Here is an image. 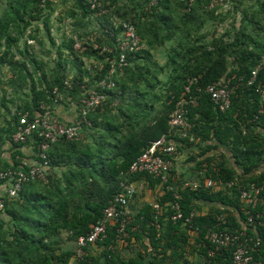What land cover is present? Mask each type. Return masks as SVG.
<instances>
[{"label": "trees", "instance_id": "1", "mask_svg": "<svg viewBox=\"0 0 264 264\" xmlns=\"http://www.w3.org/2000/svg\"><path fill=\"white\" fill-rule=\"evenodd\" d=\"M99 1L101 8L91 10L84 0H75L72 15L79 26L74 34L87 38L92 32L93 36L87 39L84 52L75 50L72 39L65 40L58 51L57 64L50 69L28 48L20 51L21 58L15 53V46L33 26L41 22L47 25L41 0L0 2V45L3 41L6 45L0 53V83L2 68H8L12 74L8 86L14 93L9 100L6 88L0 94V170H26L21 160L30 158L27 149L38 161L43 143L49 144L47 156L52 168L46 181L29 179L16 197H4L0 264H70L77 239L86 236L103 219L111 200L122 192V184L135 185L134 201L139 192L136 183H144L152 190L161 187V191L155 193L154 202L143 203L137 209L134 203L130 204L138 211L132 213L127 237L122 241H118L117 228L108 227L107 237L96 244L103 249L100 256L105 264L116 260L121 264H170L173 255L166 252L173 247L172 233L183 227L182 222L170 220L173 211L167 206L174 201V194L179 196L184 216L198 213L192 219L193 227L183 228L198 229L204 264L232 263L230 250L210 258L214 247L204 240L207 228L214 227L219 216L227 219L228 225L222 228L241 231L246 227L248 234L261 242L254 260H264V206L252 209L240 199L238 189V185L245 189L253 184L264 185V0H230L228 12L210 9L211 0H193L191 7L178 0ZM101 9L108 13L102 14ZM129 20L136 26L144 48L128 55V65L114 75L116 88L107 91L102 108L88 112L90 125L83 126L82 136L51 143L35 133L27 143H14L12 136L21 114L34 117L48 113L57 117L55 107L68 104L79 114L80 102L85 98L81 87H93L108 74L106 59L110 54L103 49H115L122 33L121 22ZM216 21L229 22V26L221 32H203L207 23ZM29 40L36 39L26 41ZM94 44L102 48L101 55ZM163 49L162 64L153 53ZM116 53L115 50L113 56ZM87 60L103 63L105 68L88 70ZM259 66L262 68L256 80L249 84L252 72ZM222 78L228 80L230 88L236 87L231 107L224 113L206 92L209 85ZM190 80L196 81L190 85ZM66 81L72 88L65 86ZM189 85L191 91L186 94ZM55 88L64 94V100L57 105ZM189 97L196 98V104L187 105L186 118L192 129L187 138L175 141L178 151L188 152L189 162H196L191 170L199 188L183 189L185 180H176L174 167L169 182L163 186L160 179L148 173L129 174L132 164L154 141L162 137L173 139L169 116L177 101ZM8 105H16V111L11 113ZM194 148L199 152L191 154ZM4 153L10 158H4ZM206 179L213 180L214 185L207 188ZM228 182L236 185L229 191L224 186ZM155 203L161 205V215L153 209ZM203 209H207L205 214ZM248 212L254 215L253 226H248ZM66 240L72 246H65ZM120 243L128 250L142 245L146 257L152 260L141 254L122 259ZM92 248L85 249V259L99 264L100 257L93 256ZM159 248L162 256L154 255Z\"/></svg>", "mask_w": 264, "mask_h": 264}, {"label": "built area", "instance_id": "2", "mask_svg": "<svg viewBox=\"0 0 264 264\" xmlns=\"http://www.w3.org/2000/svg\"><path fill=\"white\" fill-rule=\"evenodd\" d=\"M56 0H41V6L45 9L47 5ZM186 3L189 7L192 6L193 0H178ZM84 3L90 6L91 10L101 8L99 0H84ZM157 2L154 1L155 5ZM210 9H218L223 12L231 10L230 0H211L209 5ZM189 10V9H188ZM102 14H107V10H102ZM122 33L119 37L118 43L114 48H104L110 54L106 59L108 63V74L104 79L96 82L95 86H82L81 88L85 92V98L80 102V108L78 115L72 123H65L56 116H50L48 113L42 115L37 113L34 117H30L29 113H24L19 116V123L16 127V131L12 136L14 143H27L30 137H33L35 133H38L39 137H43L46 141L54 143L61 138L66 140H78L82 136L83 126L85 124L90 125L87 120L88 112L95 111L98 108H102L108 98L107 91L116 88V82L114 81V75L117 72L122 71L128 65V55L131 53H137L144 48V44L137 33L134 23L129 21L121 22ZM93 36V33H89L87 38L74 35L72 40L74 41V48L76 51L84 52L88 48L87 39ZM95 50H101L102 48L98 44H94ZM115 50L118 52L115 56ZM88 70L105 68L102 63H96L93 60H87ZM261 66L256 68L252 72V77L249 84H252L258 75V71L261 70ZM196 80H190L191 85ZM190 85L186 86L185 92L189 94L191 89ZM65 86L72 88L69 81L65 82ZM235 88L229 87V82L226 78H222L219 81L209 85L206 88L207 94H209L211 101L218 107V109L224 113L231 107L232 95L235 92ZM54 103L57 105L64 100V94L55 88L53 91ZM196 104V98H182L175 104V108L169 116V125L171 127V135L173 139L162 137L157 141H154L152 145L139 156L132 164L129 174L133 173H148L155 178L160 179L161 185H165L169 182L170 173L174 167L178 151V143L175 138L185 139L192 129V125L186 118L188 113L187 105ZM55 105V106H56ZM264 106V99H263ZM42 110H45V105L42 106ZM49 149L48 143H43L39 147L40 153L37 155L38 161L32 157L21 160V165L26 170H19L18 172H12L10 170H0V181L3 182L4 193L0 195V214L5 208L4 197H16L22 188L23 183L29 179L46 181L47 177L51 174V162L47 156ZM34 154V153H32ZM16 175V177H14ZM14 183L12 181L14 180ZM7 183H11L8 187ZM207 188L214 185L213 180L206 179L204 182ZM122 192L115 195L111 200L110 205L104 210L103 219L95 224L90 232L86 236L79 237L77 239V248L74 256L72 257L70 264H91V261L86 260L88 246H96L99 241L104 240L107 237V230L109 226H115L118 241H122L127 237L126 227L132 221V213L130 212V204L135 197L136 189L134 185L122 184ZM199 183L187 184L185 187H190L193 190L199 188ZM224 186L229 191L236 185L233 182L225 183ZM173 190V188H170ZM240 190V199L246 202L252 209L260 206H264V185L257 186L251 185L248 189L238 185ZM179 196L174 194V201L168 204L167 207L173 211L170 216V220L174 223L182 222L183 226L193 227L192 219L198 216V213L193 211L190 216H184L180 205L178 203ZM153 209L158 215H161L162 207L158 203L153 205ZM248 226L254 225V215L248 212ZM256 216V215H255ZM256 217H259L257 214ZM228 225L225 216H219L217 224L214 227L207 228L204 235V240L214 247L213 251L209 252V257L222 256V251H231L232 259L231 264H264V260H254V253H258L260 250L261 242L254 240V237L248 234L245 227L241 231H230L229 227L222 226ZM198 233V229L193 230ZM112 247V246H111ZM109 248L112 249V248ZM111 251V250H110ZM86 260V261H85ZM229 264V263H228Z\"/></svg>", "mask_w": 264, "mask_h": 264}, {"label": "rangeland", "instance_id": "3", "mask_svg": "<svg viewBox=\"0 0 264 264\" xmlns=\"http://www.w3.org/2000/svg\"><path fill=\"white\" fill-rule=\"evenodd\" d=\"M2 0H0L1 2ZM76 6L75 0H56L47 5L46 10L44 11L45 21H47V25L45 23H35L37 24L35 27L33 26L27 33L26 36L19 40L17 45L15 46L18 49H15V53L18 58H21L22 51L25 48H28L31 54L37 55V60L43 61L47 68H53L59 59L58 51L61 48L60 45H63L65 40L72 39L74 37V30L77 28V18H74L72 15V11H74ZM3 5L0 3V10H2ZM94 22H96L94 20ZM79 26V25H78ZM94 24L90 27L93 28ZM229 26V22L221 23V22H212L207 23L205 25L204 33L207 31H215L221 32L224 28ZM79 28V27H78ZM90 28L89 31L92 29ZM36 39L31 41H26L27 39ZM39 43V44H38ZM6 45L4 41L0 45V53L4 51ZM20 49V50H19ZM61 50V49H60ZM61 52V51H60ZM163 51L154 52V58L158 59L160 63H164L165 54ZM3 71V82L0 83V94H3L2 88H6L7 91V100L13 98V94L10 91L8 86V82L11 79L12 74L9 69L2 68ZM164 76H160V79L164 80ZM37 79V76L36 78ZM11 93V94H10ZM1 96V95H0ZM6 96V95H5ZM70 108L71 105H65ZM10 112L16 111V105H8ZM66 237V236H65ZM72 246V243L66 240L65 246Z\"/></svg>", "mask_w": 264, "mask_h": 264}, {"label": "crops", "instance_id": "4", "mask_svg": "<svg viewBox=\"0 0 264 264\" xmlns=\"http://www.w3.org/2000/svg\"><path fill=\"white\" fill-rule=\"evenodd\" d=\"M29 41L32 42L33 40H29ZM60 46L62 47L63 45H60ZM5 69L8 70V68H5ZM55 111H56L57 117H59L60 120H62L65 123H68V124L72 123L77 116V114L75 112V108L73 106H71L70 108L66 107L65 105L56 106ZM220 150L226 152L225 148H223V149L221 148ZM26 152H28L27 156L33 157L32 156L33 154H32V151L30 148L27 149ZM197 152H199V150L194 148L191 151V154H193V153L196 154ZM214 152H216V151H214ZM3 157L9 159L10 155L4 153ZM195 164H196V162H193V163L189 162L188 152H185L184 154L179 153L176 157V161L174 163V168L176 171V180L177 181L185 180V183L183 184V189L186 188L185 185H187V184L198 183V181L196 180V178L194 176L195 174L191 170V168H193L195 166ZM202 176H204V175L202 174ZM136 188L139 190V192H138L136 199L132 202L136 206V209L138 208V206H141L143 203L154 202L153 198L155 199V196H156L155 193L156 192L158 193L159 191H161V187H156L155 190H152V189H149L148 187H145L144 183H142V184L136 183ZM4 192H5L4 186H1L0 187V195L3 194ZM136 201H137V203H136ZM129 209H130L131 213L135 212V214L138 211V210L134 211L132 209L131 205H130ZM206 210L207 209H203L201 211L202 214H205ZM183 227H185V226H183ZM183 227H181L179 231L172 233L173 247H171V249L169 248L166 252V255H168V254H170V256L173 255L170 257L169 263L170 264H204L203 263L204 257L202 256V246L198 243V237H199L198 233H196L194 231L186 230ZM147 246L149 247L148 251H150L151 245H150V242L148 239H147ZM118 249L121 252L120 257L124 260H128L132 257L136 258L140 254L144 255V257L147 258L145 255L146 254L145 248L140 244L135 245V247L133 246L132 250H128V248H126V247L123 248V245L120 243ZM102 250L103 249H100L97 246H93V248L91 249V253L93 254V256L100 257L99 264H105V259L103 257L101 258V256H100ZM160 250H161V248H159L158 252H154V255L162 256V253H161L162 251H160ZM133 251L136 254L132 253ZM172 251H173V254H172ZM172 257H174V258H172ZM147 260L151 261L152 258L150 260V257H149V258H147ZM113 264H121V262L119 260H116V262Z\"/></svg>", "mask_w": 264, "mask_h": 264}]
</instances>
